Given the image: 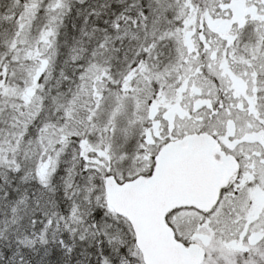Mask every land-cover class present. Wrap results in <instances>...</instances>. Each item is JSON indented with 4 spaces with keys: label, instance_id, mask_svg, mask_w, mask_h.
I'll list each match as a JSON object with an SVG mask.
<instances>
[{
    "label": "snow or ice",
    "instance_id": "obj_1",
    "mask_svg": "<svg viewBox=\"0 0 264 264\" xmlns=\"http://www.w3.org/2000/svg\"><path fill=\"white\" fill-rule=\"evenodd\" d=\"M0 264H264V0H0Z\"/></svg>",
    "mask_w": 264,
    "mask_h": 264
}]
</instances>
